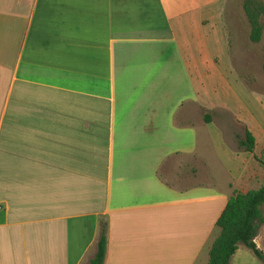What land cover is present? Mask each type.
<instances>
[{
	"label": "crops",
	"instance_id": "1",
	"mask_svg": "<svg viewBox=\"0 0 264 264\" xmlns=\"http://www.w3.org/2000/svg\"><path fill=\"white\" fill-rule=\"evenodd\" d=\"M229 4L0 0V264H89L102 223L106 264H209L264 184V44Z\"/></svg>",
	"mask_w": 264,
	"mask_h": 264
},
{
	"label": "trees",
	"instance_id": "2",
	"mask_svg": "<svg viewBox=\"0 0 264 264\" xmlns=\"http://www.w3.org/2000/svg\"><path fill=\"white\" fill-rule=\"evenodd\" d=\"M243 9L251 27L250 41L259 44L264 35V0H244ZM210 120L211 116L206 115L205 121L209 123ZM242 146L246 152L255 151V139L251 133L247 132ZM260 162L264 166V151ZM263 207L264 184L257 190L246 194L236 193L231 197L217 223L221 233L211 248L209 264H232L240 247L250 250L264 264V253L255 243L264 225ZM108 247V225L102 223L96 253L89 264H106Z\"/></svg>",
	"mask_w": 264,
	"mask_h": 264
},
{
	"label": "rangeland",
	"instance_id": "3",
	"mask_svg": "<svg viewBox=\"0 0 264 264\" xmlns=\"http://www.w3.org/2000/svg\"><path fill=\"white\" fill-rule=\"evenodd\" d=\"M229 1H230V4H229V8H228L226 17H229L231 15L232 10H234V12L237 15V17H240V22H241V24L243 26V33L246 36H248V39H249V36H250V33H251V27H250V24L248 22V19H247L246 15H245L244 9H243L244 0H229ZM244 40L247 43V38H245ZM248 43L252 47H259V46L264 44V38H263V40H262V42L260 44H254L250 40H248ZM233 46H235L234 43H233ZM260 49H262V48H260ZM260 49L256 50V53L260 52ZM260 57L263 58L262 61H264V54H262ZM255 63H256L255 64L256 69H258V67H259L258 57H256Z\"/></svg>",
	"mask_w": 264,
	"mask_h": 264
},
{
	"label": "built area",
	"instance_id": "4",
	"mask_svg": "<svg viewBox=\"0 0 264 264\" xmlns=\"http://www.w3.org/2000/svg\"><path fill=\"white\" fill-rule=\"evenodd\" d=\"M2 209V207H0V210Z\"/></svg>",
	"mask_w": 264,
	"mask_h": 264
}]
</instances>
